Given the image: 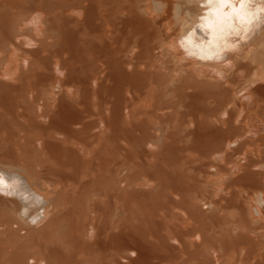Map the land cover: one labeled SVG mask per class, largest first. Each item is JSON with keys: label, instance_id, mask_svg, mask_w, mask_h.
<instances>
[{"label": "bare ground", "instance_id": "obj_1", "mask_svg": "<svg viewBox=\"0 0 264 264\" xmlns=\"http://www.w3.org/2000/svg\"><path fill=\"white\" fill-rule=\"evenodd\" d=\"M0 264H264V0H0Z\"/></svg>", "mask_w": 264, "mask_h": 264}, {"label": "snow or ice", "instance_id": "obj_2", "mask_svg": "<svg viewBox=\"0 0 264 264\" xmlns=\"http://www.w3.org/2000/svg\"><path fill=\"white\" fill-rule=\"evenodd\" d=\"M220 2H225V0H220ZM0 183H2V178H0Z\"/></svg>", "mask_w": 264, "mask_h": 264}]
</instances>
